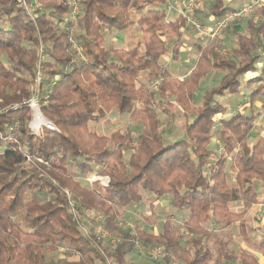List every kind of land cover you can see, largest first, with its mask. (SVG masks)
<instances>
[{"label":"trees","instance_id":"16d2710c","mask_svg":"<svg viewBox=\"0 0 264 264\" xmlns=\"http://www.w3.org/2000/svg\"><path fill=\"white\" fill-rule=\"evenodd\" d=\"M75 1L71 31L69 0H27L33 19L16 0H0V264H125L137 247L155 246L163 249L159 264H259L253 254L232 250V233L221 234L237 228L245 238L248 212L264 204V138L249 142L259 115L253 103L264 94V5L229 51L218 49V38L194 46L196 64L179 78L163 61L170 43L181 40L185 19L168 15L166 0ZM251 1L211 0L193 16L200 24L217 21ZM131 28L140 32L134 46H104V35ZM40 46L38 104L55 131L34 135L22 102L32 93ZM256 72L246 80L254 89L243 102L225 105L240 92V79ZM210 73L215 82L198 97ZM113 110L136 121L139 132L98 134L94 127L114 126ZM176 110L182 133L169 141L159 128ZM93 176L107 177V186L88 184ZM141 193L187 211L184 231L172 218L158 234L141 224L118 227L120 211L144 206ZM90 211L113 243L82 228L77 217ZM248 246L264 258V233Z\"/></svg>","mask_w":264,"mask_h":264},{"label":"rangeland","instance_id":"374dc122","mask_svg":"<svg viewBox=\"0 0 264 264\" xmlns=\"http://www.w3.org/2000/svg\"><path fill=\"white\" fill-rule=\"evenodd\" d=\"M71 1V0H69ZM211 1V0H210ZM208 1L206 3V5L199 10L198 12H200L201 14L205 13L206 9L209 6V2ZM170 2L172 3V5L174 6V0H170ZM259 4L260 7L262 5H264V0H259ZM166 6H163V8H165ZM183 8V7H182ZM253 14V13H252ZM250 15L244 19H240L238 21H234L232 22L230 25V28L228 29V27L225 29L224 32H222L217 38V47L219 50L222 51H229L233 46H234V36L236 35V33L240 32L241 34L247 35V28H246V22L250 19H253V15ZM201 15L199 14V17ZM255 21H258L257 19H255ZM202 25V23H201ZM212 26V25H211ZM206 26H202L205 28V30L207 28ZM238 28L239 30L235 31V28ZM184 33L183 36L181 37V43L179 44V47H182L184 49V51L188 50L189 45L187 43V41L184 39V35L186 31H189V33H191L192 35L195 34L197 35V37H202L203 41L207 40L203 34L204 33H200L197 32V30H195L193 27L184 26L183 29ZM133 37H135L134 40ZM140 37V32L136 29H126L125 31H122L120 33H111V34H106L103 37V44L104 46H111L114 48H125V44L126 42L131 41V44L128 45V48L134 46L138 39ZM208 41V40H207ZM170 49V46H169ZM168 49V50H169ZM190 49V48H189ZM170 51V50H169ZM168 51V52H169ZM179 61V59H175L173 60L172 58H169V60H167V64L168 65H173L175 63H177ZM192 62V61H191ZM177 65V64H175ZM260 65V64H259ZM258 68H260V66H257ZM259 72L256 73H252L249 76H244L240 79L241 81V89L240 92L237 95H233V96H228L225 102H223L225 105L228 104L230 105H234L237 106L239 104H241L243 102V98L247 97L252 90L254 89V86L250 85L249 88L245 87V83L248 79H252L254 77H256L258 75ZM141 75L144 77L146 75V72L141 73ZM216 76L212 73L208 74L205 78H203L200 83H199V87L196 90L197 96H201L202 92L209 86L213 85L215 82ZM223 99L219 100L222 101ZM254 105V114L258 113V117H257V122H256V126H255V132L253 131L252 134L254 135H250V139L249 142L251 144H253V142L255 141V133L256 130H259L261 127H263V118H264V94H260L257 99L254 101L253 103ZM117 113H115V111L113 110L112 113L108 116V119L110 120V123H113L114 126H104V125H99L94 127L95 131L98 134H103L106 135L111 132L120 130L123 131L124 129L128 128L130 129L132 132L134 133H138L140 130V126L136 121H128V116L124 115L123 117L119 118L117 117ZM184 124V120L183 117L181 116L180 111L176 110V113L174 115V117L165 125L161 126L159 128V131H162L164 133V137L171 141L175 138H177L179 136V134L181 135V130ZM92 126V125H90ZM93 127V126H92ZM264 129V128H263ZM264 133V130H263ZM134 146V145H133ZM215 142L212 144V148L216 149L215 147ZM135 147V146H134ZM129 155V153L125 154V158H127ZM93 177H89L87 179H91ZM78 181H80L78 179ZM83 186H85L86 188H88L90 185H85L83 183H81ZM90 188V187H89ZM65 192H67V190H64ZM142 195V201H144V206H134L130 209H123L121 212L122 216L120 217V219L117 220V225L120 228H125V229H133L136 225L141 224V226H143L144 230L147 233H153V234H158L161 231V227L160 224L165 221L168 218H172V222H174V224L177 226L178 230L182 233L184 230V225H183V221L185 218H187L188 216V212L185 210H177L175 209L170 202L168 201V198L163 199L161 201H154V198L151 195H147V194H143ZM151 204H154L153 206H150ZM257 206H255L256 208ZM259 207V206H258ZM260 209V210H258ZM257 210H252L250 211V213H248V227L249 229L246 230L245 234H246V240L248 239V242L251 244L252 242L258 241L263 237V233H264V206L259 207ZM99 218V220H98ZM100 215L96 212L90 211L87 212L85 217L81 218L79 221L82 225V228L87 230H91L93 233H96L98 229H100V227L97 225V223H99L100 221ZM93 222V223H92ZM182 224V225H181ZM256 228V229H255ZM254 230V231H253ZM235 234H234V233ZM233 233V239L231 242V247L232 250L234 251H240L243 250V248H241V245L244 243H242L241 237L238 235V229L237 228H233L230 230H227L225 232H223L221 235H227ZM112 239L109 240L110 243H113V240L115 241V237L113 235ZM250 239V240H249ZM253 239V240H251ZM244 242V241H243ZM242 245V247H243ZM245 246V245H244ZM251 247H249L250 249ZM251 250V249H250ZM146 248H136L135 251L130 254L129 256H127L125 259V264H159L161 262V260H158L157 258H154L153 256H151L150 254H148V252ZM61 252H63V250L60 248L59 251H57L56 256H60ZM258 258L260 259L261 263L264 262V258H262L259 254Z\"/></svg>","mask_w":264,"mask_h":264},{"label":"built area","instance_id":"2783aa9c","mask_svg":"<svg viewBox=\"0 0 264 264\" xmlns=\"http://www.w3.org/2000/svg\"><path fill=\"white\" fill-rule=\"evenodd\" d=\"M210 0H187L185 4L183 5V8L180 12V15L184 17L185 19V25L193 27L197 32L204 33L206 38L208 40H213L217 38L222 32L225 31V29L234 21H238L240 19H244L248 16H250L257 8L260 7L259 0H253L249 3L242 4L238 10L228 13L224 18L213 21V24L210 28H207L205 30L204 27L195 19L193 16V13L195 11L201 10L206 3ZM167 6L170 7V3L168 0H166ZM16 6L20 8L22 11H24L25 15L33 19L34 17V8L28 4L27 0H16ZM77 3L75 0H71V12L70 17L72 20V27L71 31L74 29L75 26V17L77 15ZM70 43L72 44V48L79 54V48L78 46L73 42L71 38H69ZM43 58V48L40 46L39 48V60L36 66L35 74H34V86L31 87V96L28 100L23 101L22 105L27 106L32 114H31V120L28 124V127L32 134L38 135L43 129L48 131H55L54 125L46 119L40 111L39 107V95H38V86L40 84V81L42 79V69H41V62ZM158 83L154 84L152 87L153 90L156 89ZM18 105H15L12 107V110L16 109ZM27 161L30 163V166H33V162L27 158ZM88 184H91L93 182H98L101 186L105 187L107 186L109 180L107 177H95L91 179L86 180ZM65 192V191H64ZM68 198L70 199V195L68 192H65ZM70 205L73 206V202L70 200ZM78 220L81 218L77 217ZM99 220V218H98ZM105 239L111 240L112 236L107 231L98 229L97 232ZM114 241V240H113ZM139 248V247H137ZM148 254L153 256L154 258H157L158 260L163 259V249L161 247L155 246L150 247L147 249Z\"/></svg>","mask_w":264,"mask_h":264},{"label":"crops","instance_id":"0c3cea01","mask_svg":"<svg viewBox=\"0 0 264 264\" xmlns=\"http://www.w3.org/2000/svg\"><path fill=\"white\" fill-rule=\"evenodd\" d=\"M187 0H174V6L172 5V3L169 1V3H170V7H168V6H166L167 7V9H168V11H167V13H168V15L170 16V17H172V18H178L179 16H180V12H181V10H182V7H183V5L185 4V2H186ZM165 5H167V3H166V1H165ZM200 18H202V15L200 16ZM213 24V20L212 19H203L202 20V26L204 25V26H206V27H209V26H211ZM131 29H134V28H131ZM236 30H239L237 27L235 28V31ZM183 33H184V31H182V36H183ZM203 36L206 38V36L203 34ZM135 39V37H133V39L132 40H134ZM183 39V38H182ZM181 39V40H182ZM184 39L187 41V43H188V45H189V48H188V50H186V51H184V49L182 48V47H179L180 45V43H181V40L179 41V43H177V44H175V43H170V51L169 52H167V58L166 59H164V61H163V64L168 68V70L170 71V73L173 75V76H176V77H179V78H182V77H185V76H187V75H189V73H190V71H191V69L193 68V66L196 64V60H197V53H196V50H195V47L194 46H196L197 44H199V43H201V44H206L207 43V40H204L203 41V38L202 37H197V35H195V34H191V33H189V31H186L185 32V35H184ZM207 39V38H206ZM132 40H130V41H128V42H126V44H125V48H127L128 47V45L129 44H131V41ZM174 47V49L172 50V48ZM118 49H121V48H118ZM122 49H124V48H122ZM169 58H172L173 60H175V59H179V61L177 62V63H175V64H177V65H175V64H173V65H168L167 64V60H169ZM192 61V62H191ZM247 79H248V77H247ZM259 113V112H258ZM264 115V114H263ZM117 117H119V116H117ZM120 118V117H119ZM264 119V118H263ZM263 121V120H262ZM113 124V123H112ZM264 124V123H263ZM257 125V124H256ZM264 128V125H263V127H261L259 130H256V133H255V138L254 139H256L257 138V136H260V137H262V138H264V133H263V129ZM254 132H255V129H254ZM112 133V132H111ZM182 133V132H181ZM110 134V133H109ZM108 135V134H107ZM252 135H254V134H252ZM179 136H181L180 134H179ZM214 143V142H213ZM212 143V144H213ZM212 144H211V146H212ZM215 145H216V143H215ZM216 147V149H213L212 147H211V149L214 151V152H216L217 151V145L215 146ZM255 206H257L256 208H255ZM255 206H253L251 209H250V211H252V210H257L259 207H262V206H264V204H257V205H255ZM259 206V207H258ZM258 210H260V209H258ZM250 211L248 212V213H250ZM248 214H247V216H246V221H247V223H248ZM256 229V228H255ZM254 231V230H253ZM234 233V232H233ZM232 233V234H233ZM235 234V233H234ZM250 240V239H249ZM251 240H253V239H251ZM242 243H244V245H243V247H242V245H241V248H243V250L244 251H247V252H249V253H251V254H253L255 257H256V259L258 260V263L259 264H264V262L263 263H261V261H260V259L258 258V255H257V253H255L251 248V250L249 249V246L248 245H250V243L248 242V239L246 240V237L244 238V237H241V240H240ZM244 241V242H243ZM251 243H252V241H251ZM262 257V256H261ZM263 258V257H262Z\"/></svg>","mask_w":264,"mask_h":264}]
</instances>
